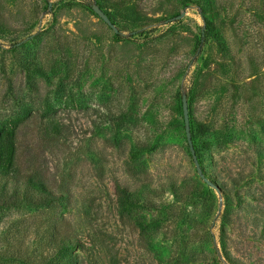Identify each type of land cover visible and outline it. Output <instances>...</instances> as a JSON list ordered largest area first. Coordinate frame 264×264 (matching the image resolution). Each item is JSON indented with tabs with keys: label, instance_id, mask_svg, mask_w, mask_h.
Segmentation results:
<instances>
[{
	"label": "rangeland",
	"instance_id": "374dc122",
	"mask_svg": "<svg viewBox=\"0 0 264 264\" xmlns=\"http://www.w3.org/2000/svg\"><path fill=\"white\" fill-rule=\"evenodd\" d=\"M208 1L0 0V118L31 113L30 137L50 112L66 140L34 139L36 165L71 192L1 213L0 253L39 264L69 236L79 264H264V0Z\"/></svg>",
	"mask_w": 264,
	"mask_h": 264
},
{
	"label": "trees",
	"instance_id": "16d2710c",
	"mask_svg": "<svg viewBox=\"0 0 264 264\" xmlns=\"http://www.w3.org/2000/svg\"><path fill=\"white\" fill-rule=\"evenodd\" d=\"M191 3H201L202 0H189ZM208 1V0H207ZM210 1V2H209ZM208 3H212L209 0ZM202 16L206 17L205 10H201ZM206 19V18H205ZM206 38L214 36V29L211 22L206 19ZM208 33V34H207ZM27 72L35 71L31 62H25L23 66ZM49 108V107H47ZM35 117L29 112L22 111L16 116L9 118H0V214L16 211L21 212L29 209H49L59 204L67 210L70 202V185L62 181L58 187L60 194L50 186V176L42 167L36 165V154L34 151V139L39 140L41 145H62L66 140L61 124L55 122L48 110H43L41 122L43 131H38L36 136L29 132L24 134L22 129L29 127L31 122H35ZM44 122V123H43ZM201 136H207L209 130L206 126L198 127ZM197 136H194V141ZM38 144V143H37ZM203 144V143H202ZM195 145V155L202 165L205 160V153L208 149L203 145ZM145 146H137L131 151V160L133 168L140 162ZM45 152V148L42 147ZM48 148V147H47ZM154 147L147 148V151H153ZM135 169H137L135 167ZM131 170V169H130ZM137 172L135 170H131ZM129 171L130 174H135ZM118 208L122 216L130 217L139 207V194L128 187L117 186ZM139 227L143 232L149 231L150 226L138 220ZM18 242V241H17ZM78 244L69 236L60 238L56 248L42 260L39 264H79L78 255L75 253ZM21 250V249H20ZM18 248L6 250L0 253V264H32L30 260L22 258Z\"/></svg>",
	"mask_w": 264,
	"mask_h": 264
},
{
	"label": "water",
	"instance_id": "95a60500",
	"mask_svg": "<svg viewBox=\"0 0 264 264\" xmlns=\"http://www.w3.org/2000/svg\"><path fill=\"white\" fill-rule=\"evenodd\" d=\"M112 26V25H111ZM113 27V26H112ZM192 150H193V148H192Z\"/></svg>",
	"mask_w": 264,
	"mask_h": 264
}]
</instances>
